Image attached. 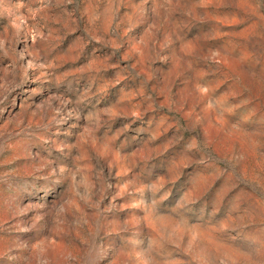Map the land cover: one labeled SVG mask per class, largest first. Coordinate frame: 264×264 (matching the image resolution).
Masks as SVG:
<instances>
[{"label":"rangeland","instance_id":"rangeland-1","mask_svg":"<svg viewBox=\"0 0 264 264\" xmlns=\"http://www.w3.org/2000/svg\"><path fill=\"white\" fill-rule=\"evenodd\" d=\"M0 264H264V0H0Z\"/></svg>","mask_w":264,"mask_h":264}]
</instances>
